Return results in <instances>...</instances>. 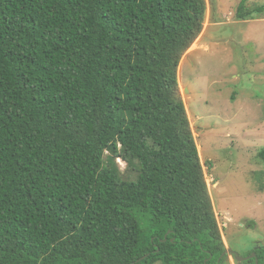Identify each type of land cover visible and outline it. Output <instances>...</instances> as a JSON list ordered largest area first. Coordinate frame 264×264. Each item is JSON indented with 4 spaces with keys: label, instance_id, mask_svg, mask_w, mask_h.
<instances>
[{
    "label": "trees",
    "instance_id": "obj_1",
    "mask_svg": "<svg viewBox=\"0 0 264 264\" xmlns=\"http://www.w3.org/2000/svg\"><path fill=\"white\" fill-rule=\"evenodd\" d=\"M206 12L0 0V264L226 263L178 78Z\"/></svg>",
    "mask_w": 264,
    "mask_h": 264
},
{
    "label": "rangeland",
    "instance_id": "obj_2",
    "mask_svg": "<svg viewBox=\"0 0 264 264\" xmlns=\"http://www.w3.org/2000/svg\"><path fill=\"white\" fill-rule=\"evenodd\" d=\"M240 2L207 0L178 78L224 244L244 257L264 245V18L238 20Z\"/></svg>",
    "mask_w": 264,
    "mask_h": 264
},
{
    "label": "flooded vegetation",
    "instance_id": "obj_3",
    "mask_svg": "<svg viewBox=\"0 0 264 264\" xmlns=\"http://www.w3.org/2000/svg\"><path fill=\"white\" fill-rule=\"evenodd\" d=\"M252 242H253V250L249 254H247V255H245L243 257V258L250 257V259L247 260V261L240 262V263L248 262V264H251V261L254 260L256 264H260L259 263L260 260H259V257H258V255H259L258 252L259 251L264 252V245H262L261 242H259L258 240L257 241L253 240ZM231 247H232L233 252L237 253L236 252L237 250L233 246H231ZM225 256H226V261L228 260L229 257L235 258V255H232V254H227ZM262 264H264V254H263Z\"/></svg>",
    "mask_w": 264,
    "mask_h": 264
},
{
    "label": "water",
    "instance_id": "obj_4",
    "mask_svg": "<svg viewBox=\"0 0 264 264\" xmlns=\"http://www.w3.org/2000/svg\"><path fill=\"white\" fill-rule=\"evenodd\" d=\"M188 92V91H187ZM226 254H232V255H235V259L236 261L238 262H243V261H247L250 259V257L248 258H243V257H240L237 253L233 252V250L230 248L228 249L224 254L223 256H225Z\"/></svg>",
    "mask_w": 264,
    "mask_h": 264
},
{
    "label": "clouds",
    "instance_id": "obj_5",
    "mask_svg": "<svg viewBox=\"0 0 264 264\" xmlns=\"http://www.w3.org/2000/svg\"><path fill=\"white\" fill-rule=\"evenodd\" d=\"M230 249V248H229ZM228 250V249H227ZM227 255V254H226ZM235 262H236V259L234 258ZM238 262V261H237Z\"/></svg>",
    "mask_w": 264,
    "mask_h": 264
}]
</instances>
